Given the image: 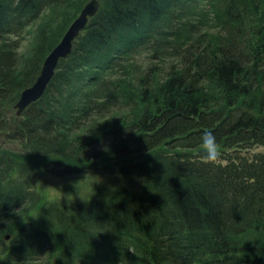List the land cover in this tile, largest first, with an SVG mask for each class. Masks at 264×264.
<instances>
[{"label":"trees","instance_id":"1","mask_svg":"<svg viewBox=\"0 0 264 264\" xmlns=\"http://www.w3.org/2000/svg\"><path fill=\"white\" fill-rule=\"evenodd\" d=\"M86 1L0 0V146L68 162L108 158L120 147L144 160L112 163L115 176L142 181L136 189L126 185L54 206L34 225L24 217L35 195L9 181L15 150L0 152V223L7 219L16 232L0 244V264L39 263L43 256L46 264H264V251L240 243L248 231L264 232V153L253 151L264 145L259 0H248L258 15L250 28L243 18L247 1L230 0L213 39L196 37L189 24L200 0H100L43 96L22 117L11 114L5 105L34 83L65 30L39 28L22 64L18 38L44 7L71 22ZM10 17L14 29H7ZM140 46L170 61L147 68L132 89L114 73ZM119 107H126L125 116L112 127L77 136ZM205 130L220 147L217 164L202 162ZM159 148L171 157L156 161L150 153Z\"/></svg>","mask_w":264,"mask_h":264},{"label":"rangeland","instance_id":"2","mask_svg":"<svg viewBox=\"0 0 264 264\" xmlns=\"http://www.w3.org/2000/svg\"><path fill=\"white\" fill-rule=\"evenodd\" d=\"M230 0H200L196 5L193 13L188 18L189 24L194 25V31H198L196 37H203L213 39L215 36L221 35V25L226 16V9ZM237 1V0H235ZM244 2L246 5L245 15L243 17L244 23L250 28V25L256 21L257 8L252 4V1ZM243 5L234 4V11L243 12ZM259 10L264 11V0H259ZM59 13L61 14V10ZM56 10L46 8L39 17L33 21L18 38V61L22 64L27 56H29L36 43V35L41 27L49 29H59L62 32L65 27L63 24L69 21L68 18L59 16ZM241 16V15H240ZM68 24V23H67ZM63 27V28H62ZM190 34V27L184 29V35ZM13 39V37H10ZM189 38V37H187ZM180 41V40H179ZM178 41V42H179ZM131 64L128 65L127 62ZM170 59L165 58L154 63L150 60V55L146 52L137 54L127 59L124 63V69L115 75L122 76L129 83H121L127 85L129 88L140 87L138 78L150 66L155 67L156 70L164 68V64ZM173 61V60H171ZM135 78V79H134ZM15 103V102H14ZM14 103H7L5 107L10 109L11 114L14 115ZM127 110L126 107L124 108ZM125 111L122 107L112 110L108 115L96 117L92 122L87 124L83 129L77 131V136L88 134L90 131L104 129L106 126L112 125L118 121L122 116H125ZM118 125H116L117 127ZM11 145V144H10ZM129 147V145H128ZM16 148L14 145L5 147L4 144L0 146V152H13ZM254 152L264 153V145L255 146ZM15 166L10 174L9 181L12 185L20 188H28L35 195V201L32 204L26 217L25 223L29 222L34 225L41 223L42 215L49 211L54 206L75 205L84 198L90 196H99L101 193H107L113 188H120L123 186H132L137 188L142 179L132 178L131 176H115L114 172L117 168L112 166V163L117 166H127L136 161H143L144 156H138L133 151L123 148H116L108 158L90 159L79 158L75 161H64L55 159L51 156L35 153L31 150H15ZM155 160L166 161V158L171 157L168 151H163L161 148L150 153ZM163 156V157H162ZM116 157L120 159L113 160ZM169 161V160H168ZM115 167V168H114ZM114 174V175H113ZM21 226L20 223L17 227ZM15 229L11 227L8 229V220L5 219L0 223V244H8L16 235ZM240 243L246 248L260 249L264 251V232L248 231L240 238Z\"/></svg>","mask_w":264,"mask_h":264},{"label":"water","instance_id":"3","mask_svg":"<svg viewBox=\"0 0 264 264\" xmlns=\"http://www.w3.org/2000/svg\"><path fill=\"white\" fill-rule=\"evenodd\" d=\"M99 0H90L70 23L59 43L47 54L34 83L23 89L13 106L19 115L30 103L37 101L44 94L50 79L55 73L59 60L66 58L72 51V41L81 30H84L89 20L97 13Z\"/></svg>","mask_w":264,"mask_h":264},{"label":"bare ground","instance_id":"4","mask_svg":"<svg viewBox=\"0 0 264 264\" xmlns=\"http://www.w3.org/2000/svg\"><path fill=\"white\" fill-rule=\"evenodd\" d=\"M90 0H87L86 2H85V4L82 6V7H84L88 2H89ZM45 8H48V7H44L43 9H45ZM82 9V8H81ZM80 9V10H81ZM79 13V12H78ZM41 15V14H40ZM39 17V16H38ZM37 17V18H38ZM151 21V20H150ZM68 23V24H67ZM70 21H66L64 24H63V27H65V25H66V27H65V31H66V29H68V27H69V25H70ZM16 25H17V20L16 19H14V18H12V17H10V19L8 20V27H7V29H14L15 27H16ZM87 26V25H86ZM3 27L5 28V25H3ZM62 27V28H63ZM82 31L83 30H81L80 31V33L76 36V37H74V39H73V41H72V48H73V45H74V43H75V41H76V39L80 36V34L82 33ZM64 34V33H63ZM62 37V36H61ZM61 39V38H60ZM60 39H59V41H60ZM59 41L51 48V50L49 51V53L52 51V49L59 43ZM137 41V40H136ZM134 42V41H133ZM143 52H146L147 53V55H150V58L152 59V61L153 62H161V60H163V59H165V58H169L168 56H165V57H163V59L161 58L160 60H157V58H158V54L157 53H155L154 51H152L151 49H150V47L149 46H140L136 51H134L132 54H131V56H136L137 54H140V53H143ZM156 52H158V51H156ZM48 53V54H49ZM153 53H155V54H153ZM47 56V55H46ZM45 56V57H46ZM64 59V58H63ZM173 60V59H172ZM44 61V60H43ZM60 61V60H59ZM173 61H175V60H173ZM43 63V62H42ZM59 63V62H58ZM42 66V65H41ZM58 66V65H57ZM57 68V67H56ZM40 70H41V68H40ZM55 71H56V69H55ZM39 73H40V71H39ZM53 78V77H52ZM52 78L50 79V81L52 80ZM50 81H49V83H50ZM48 83V84H49ZM48 86V85H47ZM38 101V100H37ZM36 102V101H35ZM32 103H34V102H32ZM32 103H30L19 115H17L15 112H14V115L16 116V117H22L23 116V114H24V112H25V110L32 104ZM48 119L46 118L45 119V122L47 121ZM50 120V119H49ZM44 122V123H45ZM38 262L39 263H33L32 261H30V260H28V261H25L23 264H46L45 262H46V257H41L40 259H38Z\"/></svg>","mask_w":264,"mask_h":264},{"label":"clouds","instance_id":"5","mask_svg":"<svg viewBox=\"0 0 264 264\" xmlns=\"http://www.w3.org/2000/svg\"><path fill=\"white\" fill-rule=\"evenodd\" d=\"M200 149L204 153L202 162L205 164H217L221 160V150L216 137L211 131L205 130L201 136Z\"/></svg>","mask_w":264,"mask_h":264}]
</instances>
